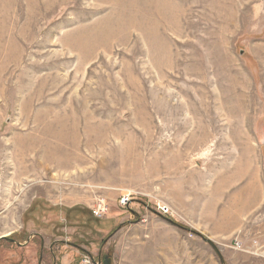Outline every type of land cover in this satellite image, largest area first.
<instances>
[{
  "label": "rangeland",
  "instance_id": "obj_1",
  "mask_svg": "<svg viewBox=\"0 0 264 264\" xmlns=\"http://www.w3.org/2000/svg\"><path fill=\"white\" fill-rule=\"evenodd\" d=\"M0 239L264 264V0H0Z\"/></svg>",
  "mask_w": 264,
  "mask_h": 264
},
{
  "label": "water",
  "instance_id": "obj_2",
  "mask_svg": "<svg viewBox=\"0 0 264 264\" xmlns=\"http://www.w3.org/2000/svg\"><path fill=\"white\" fill-rule=\"evenodd\" d=\"M1 239H4V238H1ZM0 239V240H1ZM9 241H11V242H14V241H12V240H9ZM213 249H214V251L216 252V254L218 255V257H219V259H220V262H221V264H225V261H224V259L222 258V256L220 255V252L218 251V249L216 248V246L212 243V242H210V241H208V240H205ZM17 244V243H16ZM20 245V244H19ZM100 261H101V264H112V260H111V258L110 257H108V256H104L103 257V259L102 258H100Z\"/></svg>",
  "mask_w": 264,
  "mask_h": 264
},
{
  "label": "built area",
  "instance_id": "obj_3",
  "mask_svg": "<svg viewBox=\"0 0 264 264\" xmlns=\"http://www.w3.org/2000/svg\"><path fill=\"white\" fill-rule=\"evenodd\" d=\"M98 215H99V213L95 212V217L98 216ZM81 264H98V263L96 262V260L93 261V260L87 258L86 261L82 262Z\"/></svg>",
  "mask_w": 264,
  "mask_h": 264
},
{
  "label": "bare ground",
  "instance_id": "obj_4",
  "mask_svg": "<svg viewBox=\"0 0 264 264\" xmlns=\"http://www.w3.org/2000/svg\"><path fill=\"white\" fill-rule=\"evenodd\" d=\"M53 163H55V158H54V157H52V158L50 159V164H53Z\"/></svg>",
  "mask_w": 264,
  "mask_h": 264
}]
</instances>
